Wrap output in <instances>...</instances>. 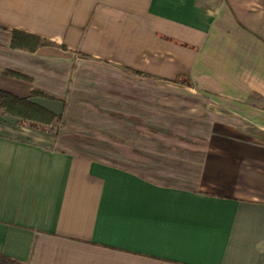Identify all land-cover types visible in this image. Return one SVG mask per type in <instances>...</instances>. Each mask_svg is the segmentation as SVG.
Segmentation results:
<instances>
[{"label":"crops","instance_id":"0c3cea01","mask_svg":"<svg viewBox=\"0 0 264 264\" xmlns=\"http://www.w3.org/2000/svg\"><path fill=\"white\" fill-rule=\"evenodd\" d=\"M13 29L46 43L12 48ZM74 58L84 70L73 71ZM72 78L182 79L211 100L239 149L218 158L219 176L207 173L210 189H190L74 149L91 141L0 115L1 255L22 264H264V0H0V89L63 119ZM117 125L95 144L118 147Z\"/></svg>","mask_w":264,"mask_h":264},{"label":"rangeland","instance_id":"374dc122","mask_svg":"<svg viewBox=\"0 0 264 264\" xmlns=\"http://www.w3.org/2000/svg\"><path fill=\"white\" fill-rule=\"evenodd\" d=\"M73 60V71L84 70L76 63L78 59ZM103 73L111 74L110 69H104ZM126 74L127 71H119V75ZM114 79L118 82H111V78H72L63 119L58 115L50 125H40L37 129L49 130L58 136L63 134L72 141H91L94 146L74 149L113 157L144 171L153 180L190 189H210L207 173L219 176L222 162L218 158L231 156L233 150L239 149L233 141H228L231 136H237L223 130L226 120L214 113L211 100L195 93L182 79ZM25 80L31 81L30 78ZM116 87L119 98L111 100L109 91ZM114 102L118 109L110 108ZM112 125L119 128L120 145L107 149L97 146L95 142L99 138H110ZM61 128L64 129L61 131ZM131 140L139 145L131 146ZM142 149L150 151L151 167L148 170L140 163Z\"/></svg>","mask_w":264,"mask_h":264},{"label":"trees","instance_id":"16d2710c","mask_svg":"<svg viewBox=\"0 0 264 264\" xmlns=\"http://www.w3.org/2000/svg\"><path fill=\"white\" fill-rule=\"evenodd\" d=\"M11 42L12 48L25 49L30 52L35 51L44 40L37 35L26 33L17 29L11 30ZM139 74L138 72H133ZM6 75H13L22 79H29L26 76L12 72H4ZM189 85V82H186ZM44 96L39 91H31L30 96ZM46 97V96H44ZM12 115L20 119L19 123L22 125H28L33 128H41L40 125H50L54 119L58 118V115L30 102L27 97H19L10 92L0 89V115ZM44 129V128H42ZM0 264H22L21 262L12 260L4 255L0 254Z\"/></svg>","mask_w":264,"mask_h":264}]
</instances>
